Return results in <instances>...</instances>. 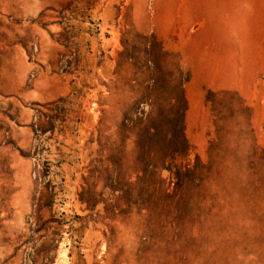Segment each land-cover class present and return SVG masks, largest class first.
Listing matches in <instances>:
<instances>
[{
	"label": "rangeland",
	"instance_id": "1",
	"mask_svg": "<svg viewBox=\"0 0 264 264\" xmlns=\"http://www.w3.org/2000/svg\"><path fill=\"white\" fill-rule=\"evenodd\" d=\"M63 253L264 264V0H0V264Z\"/></svg>",
	"mask_w": 264,
	"mask_h": 264
},
{
	"label": "bare ground",
	"instance_id": "2",
	"mask_svg": "<svg viewBox=\"0 0 264 264\" xmlns=\"http://www.w3.org/2000/svg\"><path fill=\"white\" fill-rule=\"evenodd\" d=\"M63 252H64V251H63ZM64 253H65V252H64ZM64 253H63V255H62V259H63V260L61 261L60 264H65V262H66V261L64 260V257H65L66 254L64 255ZM59 254H60V253H59Z\"/></svg>",
	"mask_w": 264,
	"mask_h": 264
}]
</instances>
